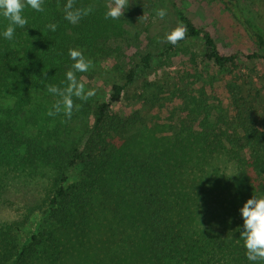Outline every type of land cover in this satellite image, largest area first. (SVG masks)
Masks as SVG:
<instances>
[{"label": "trees", "instance_id": "trees-1", "mask_svg": "<svg viewBox=\"0 0 264 264\" xmlns=\"http://www.w3.org/2000/svg\"><path fill=\"white\" fill-rule=\"evenodd\" d=\"M217 1L242 27L253 46L251 50L222 47L209 30L188 16L179 12V19L187 26L184 39L201 40L203 61L223 75L232 76L226 88L238 106L237 95L243 86L239 81L253 82L242 71L241 60H264V28L241 0ZM65 3L66 0H44V12L26 8L27 25L17 28L11 40L0 35V190L16 183L40 184L46 189L42 201L45 220L58 233L84 235L94 226L97 211L112 210L106 209V203L117 197L116 209L124 212L120 221L137 226L135 234L146 254L144 264H249L239 230H198L192 225L196 198L188 196V192L178 196V200L164 194L163 185L172 173L168 155H164L165 160L154 157L151 161L147 157L123 158L119 153L120 143L115 138L126 128H139L143 114L141 108L120 113L113 107L122 102L125 86L133 84L151 67L152 54H140L124 74L123 83L111 82L106 100L90 98L82 102L73 97L74 103L80 105L73 116L91 119L87 137L82 141L83 136L73 139L69 126L52 128L46 118L39 121L31 105H40L44 97L59 99L47 92L46 85L66 86L65 73L73 63L69 49L80 50L96 66L111 59V66L119 67V49L108 42L103 19L93 12L72 25L64 19ZM75 3L77 7L89 4L88 0ZM49 23L58 25L55 32L45 27ZM7 24L0 16V33ZM175 46L169 44L161 55ZM189 61L193 66L194 53ZM76 75L94 78L91 71ZM254 87L255 96L264 106V84L254 83ZM177 91L183 95L178 108L203 113L202 122L208 123L209 113L202 98L186 95V87H174L172 94ZM221 117L211 127L195 132L186 126L177 127L167 152L179 148L172 157L174 167L190 158L186 151L191 148L197 156L223 154L244 166L251 183L264 196V116L261 125L255 127L251 116H239L237 133H226L219 123ZM222 122L225 123L223 117ZM183 132L188 133L182 139ZM75 167H80V173L68 181L65 170ZM14 223H0V264H34L38 246L51 239L53 231L33 234L18 245Z\"/></svg>", "mask_w": 264, "mask_h": 264}, {"label": "rangeland", "instance_id": "rangeland-1", "mask_svg": "<svg viewBox=\"0 0 264 264\" xmlns=\"http://www.w3.org/2000/svg\"><path fill=\"white\" fill-rule=\"evenodd\" d=\"M241 1L264 28V0ZM88 2L95 5L94 12L103 19L108 42L112 48L119 49V67L114 68L111 66V59H106L97 66L93 64L94 67L89 70L94 73V78L90 79L85 75L78 78L86 89L96 90V95L92 98L106 100L111 82L123 83V76L132 62L140 54H152L151 67L133 84L125 86L122 102L113 107L114 111L120 113L141 108L143 114L139 128H126L115 138L120 143V155L130 159L147 157L151 161L154 157L165 160L164 155H168V166L172 168V173L163 185L164 194L178 200V196H184L188 192V196L196 198L197 202L193 204L194 228L227 233L236 229L241 233L243 219L239 209L253 195L257 198L264 197L251 183V176L244 166L223 154L197 156L191 148L186 151L190 158H185L180 167H174L176 162L172 157L179 152V148L170 154L167 152L177 127L183 129L186 126L195 132L201 127H211L222 116L225 120L223 123L221 117L219 121L222 129L226 133H237L241 115L251 116L254 127L261 125L264 106L255 96L254 83L264 84V60H241L244 64L242 71L250 75L253 82L239 81L243 86L237 95L240 102L237 106L233 104L226 88L227 81L232 76L223 75L211 63L203 61L199 50L201 40H181L171 52L161 55L169 47L168 43L161 42L162 38L181 23L179 12L209 30L222 47L251 50L253 46L248 42L242 27L217 0H129V7L118 20L104 18L110 0ZM158 8L167 9L163 20L155 15ZM191 53L195 54L194 68L189 61ZM174 87H186V95L202 98L209 113L206 119L208 123L202 122L203 113H189L178 108L183 95L178 91L176 94L179 93V96L172 94ZM53 103L55 101L50 97L42 98L40 105L32 103L39 121L46 118L52 128L69 126L73 139L83 136L82 141L87 137L90 117L79 118L72 115L71 120L63 123V114L54 117L46 115ZM189 105L192 106V103ZM237 108L241 111L240 115ZM187 133H182V139ZM79 173L80 167L65 170L68 181L76 179ZM45 195L46 189L36 182L16 183L0 190V223L15 222L18 245L33 234L46 235L53 231L51 239L38 246L34 264L145 263V250L140 246L139 236L135 234L137 226L120 221L119 217L124 212L116 209L117 197L106 203V209L112 210L102 208L97 211L93 216L94 226L84 235L58 233L54 230V226L45 220L42 211ZM113 210L118 213L114 214Z\"/></svg>", "mask_w": 264, "mask_h": 264}, {"label": "clouds", "instance_id": "clouds-1", "mask_svg": "<svg viewBox=\"0 0 264 264\" xmlns=\"http://www.w3.org/2000/svg\"><path fill=\"white\" fill-rule=\"evenodd\" d=\"M44 0H0V16H3L8 24L0 35L5 39H13L17 28H24L28 20L24 15L26 8H31L36 12H44ZM129 7V0H110L104 18L118 20L121 19L124 11ZM95 10L94 4L86 6H76L75 0H66L64 4V19L72 25H77L84 18L89 16ZM156 17L163 20L167 15L166 8H158ZM48 30L55 32L58 25L49 23L45 26ZM187 35V26L182 22L171 29L162 38L161 42H166L173 46L177 45ZM68 55L73 61L69 70L65 73L66 86L63 88L56 85H46L47 92L59 97L52 104L46 115L57 116L63 114L66 123L71 120L74 110L78 111L80 105L74 103L73 97L82 102H87L96 95L94 88L86 89L84 83L77 78V73H86L94 67L93 61L84 56L77 49H69ZM238 174V173H237ZM236 175V174H233ZM232 176V175H231ZM243 219V231L240 233V239L243 241L246 258L252 264L264 262V197L257 198L252 196L244 202L239 209Z\"/></svg>", "mask_w": 264, "mask_h": 264}]
</instances>
